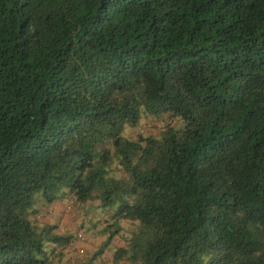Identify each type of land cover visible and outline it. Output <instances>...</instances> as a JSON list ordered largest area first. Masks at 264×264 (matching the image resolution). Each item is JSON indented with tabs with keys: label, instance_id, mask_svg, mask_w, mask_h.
Masks as SVG:
<instances>
[{
	"label": "trees",
	"instance_id": "obj_1",
	"mask_svg": "<svg viewBox=\"0 0 264 264\" xmlns=\"http://www.w3.org/2000/svg\"><path fill=\"white\" fill-rule=\"evenodd\" d=\"M57 261L264 264V0H0V264Z\"/></svg>",
	"mask_w": 264,
	"mask_h": 264
},
{
	"label": "rangeland",
	"instance_id": "obj_2",
	"mask_svg": "<svg viewBox=\"0 0 264 264\" xmlns=\"http://www.w3.org/2000/svg\"><path fill=\"white\" fill-rule=\"evenodd\" d=\"M145 120H142L136 131L140 133L149 132L145 127ZM97 202L88 201L87 204L79 209L72 207L68 202L56 203L53 207L46 209V213L42 214L41 219L58 225V230L63 232H70L73 235L79 233L86 237L81 243H77L73 249H67L62 256V262L74 258H84L85 253H91L96 250L101 241L105 238L104 235L98 234L100 225L95 226L97 221L105 220L103 217L106 215L102 208L97 206ZM123 226L126 230H131L132 226L129 222L123 221ZM119 243V242H118ZM79 250V252H78ZM80 251L82 253H80ZM60 261V262H61ZM57 261L56 264H58Z\"/></svg>",
	"mask_w": 264,
	"mask_h": 264
},
{
	"label": "built area",
	"instance_id": "obj_3",
	"mask_svg": "<svg viewBox=\"0 0 264 264\" xmlns=\"http://www.w3.org/2000/svg\"><path fill=\"white\" fill-rule=\"evenodd\" d=\"M81 240V239H80Z\"/></svg>",
	"mask_w": 264,
	"mask_h": 264
}]
</instances>
